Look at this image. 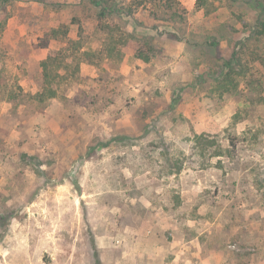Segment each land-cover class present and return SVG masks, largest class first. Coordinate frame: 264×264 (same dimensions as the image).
Wrapping results in <instances>:
<instances>
[{
	"label": "rangeland",
	"instance_id": "1",
	"mask_svg": "<svg viewBox=\"0 0 264 264\" xmlns=\"http://www.w3.org/2000/svg\"><path fill=\"white\" fill-rule=\"evenodd\" d=\"M179 1L180 35L225 36L218 57L237 53L233 92L196 85L209 67L184 42L135 58L132 32L166 28L151 1L103 21L127 40L112 53L90 0H0V264H157L131 256L153 212L195 241L180 264H264V35L245 4ZM43 62L57 97L39 103Z\"/></svg>",
	"mask_w": 264,
	"mask_h": 264
},
{
	"label": "trees",
	"instance_id": "2",
	"mask_svg": "<svg viewBox=\"0 0 264 264\" xmlns=\"http://www.w3.org/2000/svg\"><path fill=\"white\" fill-rule=\"evenodd\" d=\"M129 1V2H128ZM154 5V11L150 12L151 15L157 22H161L166 28L160 29V26L156 23L151 26L150 32L140 35L139 33L132 32L129 37L138 42L137 49L135 51V58L142 60L145 63H149L153 56L154 48L153 44L155 41L163 36L174 39L178 42H184L188 49L193 52H200L203 61L209 67L205 74L197 77L196 85H201L206 82V80L211 79L222 89V92H233L237 89V84L235 81V62L237 61V53L234 52L230 59H223L218 57L217 53L220 49V45L223 41L227 40L225 36H212L206 35L202 39H197L196 37H186L185 34L179 33L177 26L183 25L187 21V10L180 3L179 0H142L137 2L136 0H90L92 5L97 10L98 22L102 30H106L110 34V51L113 53L118 45H124L127 40L122 38L115 40L113 37L114 29L109 24H103L105 19H113L117 21H134V14L138 8L146 9L148 8L147 3ZM232 3L245 4L255 11V18L253 21L252 36L264 35V1L263 0H230ZM161 13L162 16H159ZM164 27V26H163ZM178 29V30H177ZM218 31H223L225 28L223 26H218ZM55 31L54 34H56ZM223 34V33H222ZM221 34V35H222ZM140 35V36H139ZM219 35V34H218ZM191 36V35H190ZM241 43H237L240 46ZM112 46V47H111ZM145 50V51H144ZM202 61V62H203ZM43 75L44 83L42 91L36 93L32 97L36 99L39 103H44L50 101L57 97V88L53 87L52 82L49 80L48 64L43 62ZM205 75V76H204ZM9 87L8 77L4 70L0 69V94L2 90H6ZM16 88L22 92L20 86ZM13 91H10V94ZM182 92H178L171 105L174 106L181 99ZM15 100V97L8 98V101ZM2 101L0 97V102ZM127 138V137H125ZM124 138V139H125ZM205 135H196V141L202 143L205 139ZM233 143V141H232ZM234 145V144H232ZM106 146V145H103ZM168 150L164 152V156L168 161V174L177 175L183 170L182 165L179 163H174L169 158L171 157ZM215 156H222V154H216Z\"/></svg>",
	"mask_w": 264,
	"mask_h": 264
},
{
	"label": "crops",
	"instance_id": "3",
	"mask_svg": "<svg viewBox=\"0 0 264 264\" xmlns=\"http://www.w3.org/2000/svg\"><path fill=\"white\" fill-rule=\"evenodd\" d=\"M155 213L153 212L150 217L144 218L141 222L140 229L136 233L137 237H135L137 253L131 254V256H137L144 260L153 258L157 264H165L166 259L171 260L170 264H180L183 261L192 260L189 249L195 241L183 233L185 223L169 219L168 216L165 218V215L159 219L154 218L156 219L154 221ZM168 233L172 236L171 241H168ZM148 241H151V244L147 243Z\"/></svg>",
	"mask_w": 264,
	"mask_h": 264
}]
</instances>
